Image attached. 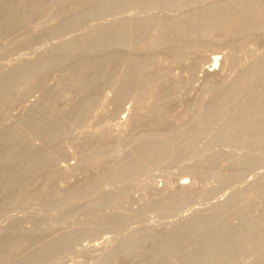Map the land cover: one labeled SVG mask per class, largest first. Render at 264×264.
I'll return each instance as SVG.
<instances>
[{
    "label": "rangeland",
    "instance_id": "1",
    "mask_svg": "<svg viewBox=\"0 0 264 264\" xmlns=\"http://www.w3.org/2000/svg\"><path fill=\"white\" fill-rule=\"evenodd\" d=\"M116 1L0 0V264H264V0ZM119 17L152 19L112 72Z\"/></svg>",
    "mask_w": 264,
    "mask_h": 264
},
{
    "label": "bare ground",
    "instance_id": "2",
    "mask_svg": "<svg viewBox=\"0 0 264 264\" xmlns=\"http://www.w3.org/2000/svg\"><path fill=\"white\" fill-rule=\"evenodd\" d=\"M118 1H119V0H118ZM115 2H117V1L115 0ZM135 2H136V1H135ZM136 3H138V2H136ZM136 3H135V4H136ZM116 4H117L116 6H118L119 2H117ZM112 5L115 6L114 1H113V4H112ZM114 6H113V8H115ZM133 6H135V5H133ZM135 7H137V6H135ZM116 8H117V7H116ZM113 10H114V9H113ZM116 10H117V9H116ZM114 14H116V11H115ZM151 19H152V17H119V18H115V19L111 20V22H109L110 26H109V25H108V26L110 27V31H111L110 34L108 33V34L110 35L109 40H108V37H109L108 34L106 35V36H107V43H109V45H107L106 42H105L106 45H105V44L103 45L102 43H99V47L101 46V48H102V47L104 46L103 48H104V50L106 49V52H107V51H108V47H107V46H109V51H108V52H110V53H107V54H109V62L107 61V63H108V65H109V63L111 64V68H110V70H111L112 68H115V69H116V67L119 65L118 62H120L121 59H123L124 56L126 55L125 53H126V49H127V42L124 41V38H125L126 36H130V35H131L133 32H135V31H136V34H137V38H141L143 35H139V31H140V29L142 28L143 24L149 22ZM166 20H167V19H166ZM157 21H158V20H157ZM157 21H156V22H157ZM164 22H165V21H164ZM73 23H74V22H73ZM182 23H183V22H180V21L177 23V26H178V27H177V30H178V31L176 32V31L174 30V35H178L179 32H181L180 35L183 34V31H182V30H184L185 25H184V23H183V24H182ZM71 24H72V23H70V25H71ZM106 24H107V23H106ZM163 24H164V23H163ZM185 24H186V23H185ZM104 25H105V24H104ZM110 31H109V32H110ZM96 32L99 34L98 31H96ZM101 33H103V32H101ZM93 35H96V33H93ZM100 35H101V34H100ZM100 35H98L99 38H100ZM88 37H89V36H88ZM88 37H87V38H88ZM91 38H92V43L95 42V40H96V41L99 40V38H97V35H96V37H95V38H97V39L94 38V39H95V40H94L93 37H91ZM101 38H102V39L104 38V40H102V41L104 42V41L106 40V39H105V34H104L103 37L101 36ZM101 38H100V39H101ZM81 39H82V38H81ZM85 39H86V38H85ZM88 39H89V38H88ZM88 39H87V40H88ZM79 41H80V40H79ZM85 41H86V40H85ZM85 41H84V43L87 42V41H86V42H85ZM62 42L64 43V41H62ZM62 42H60V45L62 44V46H64ZM69 42H70V41H69ZM77 42H78V41H77ZM80 42H81V41H80ZM80 42H78V43L76 44L77 46H76V45H72V46L77 47L78 49H79L80 46L83 47V45H82V43H83V39H82V42H81V43H80ZM98 42H100V40L97 41L96 43H98ZM181 42H182V40H181L180 38H178L177 40L175 39V41H174V43H173L174 46L172 45V46H173L172 49H170V45H167V44H166V45L163 44L164 46H163L162 44H158V46H157L156 48H162V53H163V54H164L165 48H166V49H169V52H168V54H166V55H167V56H169V55H174V54L176 53V51L178 50V46H179V44H180ZM67 43H68V42H67ZM67 43H66V41H65V44H67ZM70 43L72 44L73 42H70ZM70 43H69V44H70ZM79 43H80V46L78 47V44H79ZM84 43H83V44H84ZM89 43H90V41H89ZM96 43H95V47L98 46V44L96 45ZM24 44H25V43H24ZM71 44H70L69 48L71 47ZM100 44H101V45H100ZM67 45H68V44H67ZM93 45H94V44H93ZM57 46H58V47H61V46H59V45H57ZM165 46H166V47H165ZM64 47H65V48H68V46H64ZM74 47H73V48H74ZM93 47H94V46H93ZM168 47H169V48H168ZM0 48H1V47H0ZM77 48L73 50V51L75 52L76 55H77L76 50L78 51ZM90 48H91V47H90ZM90 48H89V47L87 48V50H86V51L88 52L87 54H89L88 49H90ZM96 48H97L96 50L99 51L98 47H96ZM101 48H100V50H101V53H102V52H104V50H102L103 48H102V49H101ZM59 49H60V50H59ZM61 49H62V48H58L59 51H62ZM80 49H81V50H79V51H81V52H82V51H83V52L85 51V50H83V48H80ZM92 49H93V48H91V51H92V52L90 51V52H91L90 55L93 56V53L95 52V50H94L95 48H94L93 50H92ZM43 50H44V49H43ZM65 50H66V49H65ZM0 51H1V50H0ZM63 51H64V49H63ZM63 51H62V52H63ZM73 51L71 52V54H74ZM93 51H94V52H93ZM79 53H80V52H79ZM79 53H78V55H79ZM99 53H100V52H99ZM99 53H95V54L97 55V54H99ZM75 54L72 56L73 58L76 56ZM80 54H83V53H80ZM84 54H86V53H84ZM164 55H165V54H164ZM69 56H70V54H69ZM67 57H68V56H67ZM67 57H66L65 59H67ZM107 57H108V56H107ZM70 58H71V56H70ZM70 58H69V60H70ZM140 58H141V57H140ZM62 59H63V57H62ZM62 59H61V60H62ZM71 59H72V58H71ZM106 59L108 60V58H106ZM67 60H68V59H67ZM73 60H74V59H73ZM133 60H134V59H133ZM63 61H64V60H63ZM131 62H132V60H131ZM255 62H256V61H255ZM255 62H252L253 64H252V63H249L250 65H247V66H248V67H246L247 69L245 68L246 70H244V71H246V72H244V73L241 75V76H243V78H246V79H247V76L249 77L250 74L253 75V73H254L255 71L257 72V70L260 69V68L258 69V67H257L258 63H256L257 65H254ZM68 63H69V62H68ZM137 63H138V60H137ZM217 63H218V62H216V64H217ZM58 64H59V63H58ZM128 64H130V63H128ZM171 64H172V63H171ZM171 64L168 65L167 62L165 61L166 68H167V67L169 68V66H171ZM219 64H220V63H219ZM251 64H252V65H251ZM45 65H46V64H45ZM50 65H51V64H50ZM173 65H174V64H173ZM39 66H40V65H39ZM42 66H44V65H42ZM47 66H48V64H47L45 67H47ZM81 66H82V69H83V67L87 68L88 64H87V65H86V64H85V65H81ZM220 66H221V65H220ZM25 67H26V66H25ZM25 67H24V68H25ZM34 67H35V66H34ZM53 67H54V66H53ZM88 67H89V66H88ZM256 67H257V69H256ZM27 68H28V67H26V69H27ZM40 68H41V66H40ZM43 68H44V67H43ZM48 68H49V67H48ZM168 68H167V69H168ZM221 68H222V67H221ZM221 68H220V69H221ZM30 69H31V68H30ZM44 69H46V68H44ZM49 69H50V68H49ZM82 69H81V70H82ZM125 69H126V68H125ZM220 69H219V68H216L215 65H214V66L209 65L208 67L201 69V70H200L201 78H202V77L204 78V80H203V79H201V80L206 81V78H209V80L213 78V80H215L216 77H217V79H218V77H219L220 75H222V74H221V71H223L222 69H221V71H220ZM118 70H119V68H117L116 72H118ZM126 70H127V69H126ZM126 70H125V71H126ZM45 71H46V70H45ZM108 71H109V67H108ZM121 71H122V73H121L122 76L124 75V73L126 74L125 71L123 72V70H120V72H121ZM110 72H111V71H110ZM112 72H114L113 69H112ZM112 72H111L110 74H113ZM116 72H115V75H116ZM250 72H251V73H250ZM252 72H253V73H252ZM256 72L254 73V75H255V74L257 75ZM258 72H259V71H258ZM249 73H250V74H249ZM106 74H107V73H106ZM108 74H109V73H108ZM108 74H107V75H108ZM117 74H118V78H117V75H116V79H118V80L120 81V79H119V75H120L119 72H118ZM248 74H249V75H248ZM74 75H76V73H74V74L71 75V76L73 77ZM77 75H79V74H77ZM103 75H104V74H103ZM103 75H102V76H103ZM107 75H106V76H107ZM156 75H158L157 72H156ZM252 75H251L250 77H255L254 79H257L256 77H257L259 74H258L257 76H254V75L252 76ZM102 76H100V77H101V80H102V79L104 80V78H102ZM106 76H104V77H106ZM120 76H121V75H120ZM164 76H165V75H164ZM224 76H225V75H224ZM226 76H227V75H226ZM2 77H3V76H2ZM66 77H67V76H66ZM123 77H124V76H123ZM126 77H127V74H126ZM227 77L229 78V76H227ZM227 77H222V78H221V76H220V79H223V78H224V81H226L225 78L227 79ZM250 77H249V78H250ZM260 77H261V76H260ZM75 78H76V77H75ZM107 78H108V76H107ZM110 78H113V79H112L113 81L110 80V81L112 82V83H111L112 85H113V83H114L115 81H116V84H117V80L114 81V79H115V78H114V75H113V77L111 76ZM240 78H241V77H240ZM249 78H248V79H249ZM0 79H2V78H0ZM68 79H69V77H68ZM76 79H77V78H76ZM97 79H98V78H97ZM99 79H100V78H99ZM125 79H126V78H124V80H125ZM156 79L159 80V76H157ZM165 79H167V78H164V80H165ZM254 79H253V78H252L251 80L249 79L250 81L244 79V83L241 84V85H242L241 88H240V83L243 82V80L240 81V83H238L239 86L237 87V85H236L238 91H237V89L235 88V86H234V87L232 86V88L229 87L228 91L231 90V91H229V92H227L226 89H223V86H222V85H223L224 83L222 84V83H221L222 80H221V81H220V84H221V85H219V86H220L221 89H223V91L226 90V92H227L226 94H223V95L221 94V96H222L223 98H225L224 100H226V98H228V97L231 99V98L233 97V95H232V94H233L232 89H234L235 91L239 92V93H237L238 95L241 94L240 92H243V94H244V88H245V90H246V84L248 85V83H249V82L251 83V81H254ZM5 80H6V79H5ZM69 80L72 81L71 78H70ZM95 80H96V79H95ZM207 80H208V79H207ZM209 80H208V81H209ZM258 80H259V79H258ZM1 81H4V80H1ZM153 81L156 82L155 77H154L153 80H151V84H150V85H154V84H153ZM216 81H217V80H216ZM218 81H219V80H218ZM167 82L170 83L168 80H167ZM222 82H223V81H222ZM238 82H239V80H238ZM256 82H257V81H256ZM146 83L148 84L149 82H146ZM165 83H166V82H165ZM172 83H174V82H172ZM172 83H171V84H172ZM250 83H249V84H250ZM109 84H110V83H109ZM114 84H115V83H114ZM155 84H158V83L156 82ZM119 85L122 86L121 83H119ZM145 85H146V84H145ZM148 85H149V84H148ZM244 85H245V87H244ZM115 86H116V85H115ZM115 86H114V87H115ZM121 86H120V87H121ZM146 86H147V85H146ZM146 86H145V87H146ZM155 86H156V85H154V87H155ZM164 86H165V85H164ZM168 86H169V88L171 87V85H169V84H168ZM221 86H222V87H221ZM117 87H118V84H117ZM149 87H150V86H149ZM149 87H146V88L148 89ZM243 87H244V88H243ZM247 87H248V86H247ZM111 88H112V87H110V89H111ZM151 88H152V87H151ZM155 88H156V87H155ZM158 88L160 89V85L157 86V88H156L157 91H158ZM166 88L168 89V87H165V89H166ZM220 88H219V91H220ZM227 88H228V87H227ZM113 89H115V88H113ZM119 89H121V88H119ZM123 89L125 90V88H123V86H122V90H121L122 92H121V91L118 90V88H117V90L119 91L120 94H123V92H125V91H123ZM149 89H150V88H149ZM163 89H164V87H163ZM84 90H85V89H84ZM111 90H112V89H111ZM153 90H154V88H153ZM242 90H243V91H242ZM85 91H86V90H85ZM118 91H117V92H118ZM154 91H156V90H154ZM157 91H156V92H157ZM219 91H218V92H219ZM235 91H234V94H235ZM255 91H256V92H255ZM115 92H116V89H115ZM159 92H160V91H159ZM245 92H246V91H245ZM80 93H82V91H81ZM221 93H223V92L221 91ZM224 93H225V92H224ZM254 93H257V90H254ZM262 93L264 94V90H262ZM237 94L234 95L235 97H233V99H234V98H237V97H236ZM247 94H248V93H247ZM263 94H261V97H259V99L264 98V96L262 97ZM77 95H79V94H77ZM80 95H82V94H80ZM113 95H117V94H113ZM120 96H121V95H120ZM124 96H125V93H124L123 97H124ZM240 96L242 97V95H240ZM243 96H245V94H244ZM109 97H110V96H109ZM121 97H122V96H121ZM121 97H120V98H121ZM222 97H220V98H221L220 100H222ZM238 97H239V96H238ZM77 98H78V97H77ZM118 98H119V97H118ZM229 98H228V99H229ZM105 99H106V98H105ZM109 99H110V98H109ZM114 99H115V98H114ZM252 99H254V100H258V99L253 98V97L251 98V100H252ZM107 100H108V98H107ZM122 100H123V99H122ZM261 100H262V99H261ZM261 100H260V101H261ZM112 101H113V100H112ZM119 101H120V100H119ZM155 101H156V100H155ZM260 101H259V103H260ZM263 101H264V100H263ZM263 101H262V103H263ZM109 102H110V101H109ZM114 102H115V101H114ZM114 102H113V103H114ZM121 102H122V101H120V103H121ZM156 102L158 103V101H156ZM252 102H255V101L252 100V101L249 102V104H250V103L252 104ZM256 102H257V101H256ZM256 102H255V103H256ZM115 103H116V102H115ZM115 103H114V104H115ZM154 103H155V102H154ZM157 103H156V104H157ZM262 103H261V104H262ZM168 104H170V103H168ZM117 105H118V103H117ZM119 105H120V104H119ZM119 105H118V106H119ZM152 105H153V104H152ZM154 105H155V104H154ZM154 105H153V106H154ZM166 105H167V104H166ZM166 105H165V106H166ZM171 105H172V104H171ZM241 105H242V108H243V109L245 108V106H247V105H243V104H241ZM241 105H240V106H241ZM253 105L255 106L254 103H253ZM155 106L157 107V105H155ZM155 106H154V107H155ZM256 106H260V105L257 103ZM262 106H263V104H262ZM154 107L151 106L150 110H151L152 108L154 109ZM235 107H236V106H235ZM237 107H238V106H237ZM263 107H264V106H263ZM242 108H240V109H241V111H240L241 113H240L239 115H242V110H243ZM246 108H247V107H246ZM236 109H237V108H236ZM247 109H248V108H247ZM244 110H245V109H244ZM151 111H153V110H151ZM244 112H246V111H244ZM120 113H121V111H120ZM118 115H119V114H118ZM236 115H237V114H236ZM114 116H115V115H114ZM116 117H118V116H116ZM113 118H114V117H113ZM232 118L235 119L236 117H232ZM237 118L239 119V117H237ZM237 118H236V119H237ZM241 118L243 119V117H241ZM241 118H240V120H242ZM243 124L245 125V124H248V123H246V121H245V123H244V119H243ZM246 126H247V125H246ZM142 140H143V139H142ZM142 140H141V141H142ZM146 141H147V140H146ZM152 142H153V141H152ZM154 142H155V141H154ZM5 158H6V157H5ZM7 160H8V159H7ZM0 161H1V160H0ZM9 162H10V161H9ZM6 163H8V162H6ZM191 186H192V185H191ZM195 186H196V183H195ZM208 187H210V185H209ZM160 188H161V187H160ZM177 188H178L179 193H181V194H187V193L191 192V188H192V187H189V186H187V185H185V184H179ZM157 190H161V189H157ZM195 190H196V189H195ZM192 192H193V190H192ZM207 192H208V190H207ZM212 192H213V191H212ZM209 193H210V192H209ZM186 196L189 197L190 195H189V196L186 195ZM209 197H210V194H209ZM181 199L183 200L184 198L182 197ZM179 201H180V200H179ZM179 201H178V203H179ZM187 201H188V199H187ZM187 201H186V203H187ZM182 202H183V201H182ZM183 203H184V202H183ZM183 203H182V204H183ZM186 203H185V204H186ZM175 204H176V203H175ZM187 205H188V204H187ZM224 205H225V203H224V202H221L217 207L219 208V210H222V209L224 208ZM180 206H181V205H180ZM177 207H179V206H177ZM181 208H182V206H181ZM181 208H180V209H181ZM178 209H179V208H178ZM224 209H225V208H224ZM222 211H224V210H222ZM205 220H206V218H205ZM202 222H203V219H202ZM219 225H222V226H223V223H222V224H218V225H216V226H217L216 228H215V226H213V227H214L213 230H212L213 227L210 229V234H211V235H212L213 233H218V231H219L220 234L222 235V233H221V231H220L222 226L220 227ZM218 226H219V227H218ZM226 227H227V226H226ZM223 228H224V226H223ZM226 230H227V229H226ZM226 230H225V231H226ZM222 232H223V231H222ZM220 234H219V235H220ZM213 235H214V234H213ZM223 235H224V234H223ZM223 235H222V236H223ZM221 238H222V237H221ZM133 242H134V241H133ZM221 244H222V243H221Z\"/></svg>",
    "mask_w": 264,
    "mask_h": 264
}]
</instances>
